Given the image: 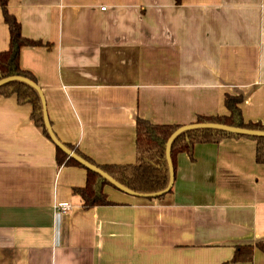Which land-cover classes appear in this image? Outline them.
Segmentation results:
<instances>
[{
  "label": "crops",
  "instance_id": "0c3cea01",
  "mask_svg": "<svg viewBox=\"0 0 264 264\" xmlns=\"http://www.w3.org/2000/svg\"><path fill=\"white\" fill-rule=\"evenodd\" d=\"M57 139L97 164L135 160L136 120L195 124L228 115L264 125V0H8ZM9 29L0 7V52ZM82 166L61 165L30 119L0 97V264H264V164L255 141L197 143L156 197L114 185L83 208ZM55 201L71 208L57 212Z\"/></svg>",
  "mask_w": 264,
  "mask_h": 264
},
{
  "label": "trees",
  "instance_id": "16d2710c",
  "mask_svg": "<svg viewBox=\"0 0 264 264\" xmlns=\"http://www.w3.org/2000/svg\"><path fill=\"white\" fill-rule=\"evenodd\" d=\"M8 0H0L4 22L9 29V47L0 52V97H13L17 104L30 106V119L49 139L50 135L44 121L42 97L36 87L18 77L27 78L34 83L35 77L19 65L20 49L23 46H40L42 41L23 36L17 18L8 11ZM242 95L225 94L224 104L228 115L198 116L195 123H215L230 127L264 131L259 122H245L239 104ZM49 124L52 128L50 120ZM182 125L153 124L145 119L136 120L135 160L128 164H97L74 145L61 142L68 150L96 166L117 183L140 194H151L166 189L170 180L169 165L166 157V144L169 137ZM53 130V129H52ZM54 132V131H53ZM55 134V133H54ZM246 137L255 141V160L264 164V135L238 133L214 127H191L179 132L170 142L169 157L173 168L178 153L186 152L192 156L197 143H217L225 138ZM58 166H82L86 170V182L83 187H76L73 192L79 197L83 208L113 204L104 191L106 185H113L100 172L85 166L64 149L55 144ZM170 191V189L168 190Z\"/></svg>",
  "mask_w": 264,
  "mask_h": 264
},
{
  "label": "water",
  "instance_id": "95a60500",
  "mask_svg": "<svg viewBox=\"0 0 264 264\" xmlns=\"http://www.w3.org/2000/svg\"><path fill=\"white\" fill-rule=\"evenodd\" d=\"M17 78L19 79H22V80H25L27 81L28 83L32 84L34 87L37 88V90L39 91V93L41 94V97H42V102H43V113H44V121H45V124L47 126V129H48V132H49V135H50V138L52 139V141L60 146L62 149H64L70 156L74 157L76 160H78L79 162H81L82 164H84L85 166L87 167H90L98 172H100L104 177H106L114 186L118 187L119 189H123L125 191H128V192H131V193H134V194H139L141 195L140 193H135L129 189H127L126 187L122 186L121 184L117 183L114 179H112L109 175H107L105 172H103L102 170H100L99 168H97L96 166L88 163L87 161L83 160L82 158H80L79 156H77L74 152L68 150L58 139L57 137L55 136L50 124H49V121H48V117H47V113H46V109H45V102H44V99H43V96H42V93L39 89V87L31 80L27 79V78H24V77H18ZM6 79L4 80H1L0 81V84L5 81ZM191 127H214V128H219V129H224V130H228V131H233V132H238V133H246V134H252V135H264V131H257V130H250V129H243V128H238V127H230V126H226V125H222V124H215V123H195V124H190V125H186V126H182L180 128H178L168 139L167 141V144H166V157H167V161H168V165H169V171H170V180H169V183H168V186L166 187V189L162 190V191H159V192H155V193H151V194H144L145 196H148V197H156V196H159L165 192H167L171 186H172V183H173V168H172V165H171V162H170V157H169V145H170V142L171 140L173 139L174 136H176L179 132L183 131L184 129H187V128H191Z\"/></svg>",
  "mask_w": 264,
  "mask_h": 264
},
{
  "label": "built area",
  "instance_id": "2783aa9c",
  "mask_svg": "<svg viewBox=\"0 0 264 264\" xmlns=\"http://www.w3.org/2000/svg\"><path fill=\"white\" fill-rule=\"evenodd\" d=\"M53 208L57 212H66L71 208V205L68 202L55 201Z\"/></svg>",
  "mask_w": 264,
  "mask_h": 264
}]
</instances>
